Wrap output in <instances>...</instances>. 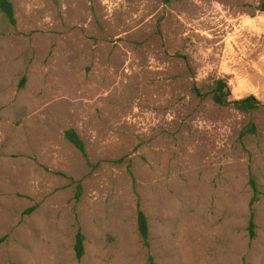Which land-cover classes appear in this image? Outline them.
Listing matches in <instances>:
<instances>
[{
    "label": "rangeland",
    "instance_id": "obj_1",
    "mask_svg": "<svg viewBox=\"0 0 264 264\" xmlns=\"http://www.w3.org/2000/svg\"><path fill=\"white\" fill-rule=\"evenodd\" d=\"M10 1L0 264H264V108L208 95L264 105V0Z\"/></svg>",
    "mask_w": 264,
    "mask_h": 264
},
{
    "label": "trees",
    "instance_id": "obj_2",
    "mask_svg": "<svg viewBox=\"0 0 264 264\" xmlns=\"http://www.w3.org/2000/svg\"><path fill=\"white\" fill-rule=\"evenodd\" d=\"M261 10L264 11V2H262ZM0 12L11 26L14 27L17 25L15 7L10 0H0ZM193 92L198 98H205L210 94L212 96V100L217 105L222 107H232L246 114H250L256 110L264 108V105L254 96H250L241 100L231 101L229 99L230 92L228 89V85L223 80L216 81L208 92V95L203 94V92L197 87L193 88ZM256 133L257 127L253 122H251L244 134L254 135ZM65 139L71 145H73L83 155V157H86L87 153L85 143L74 129H69L66 131ZM251 186L254 193V198L251 203V206H253L258 201L259 191L258 186L254 180L251 181ZM249 224V231L252 237H255L257 228L255 215H252ZM138 229L143 241L146 243L150 236V226L148 218L143 211H139L138 213ZM85 240V236L81 232L76 237L75 254L76 258L79 260L86 255Z\"/></svg>",
    "mask_w": 264,
    "mask_h": 264
},
{
    "label": "bare ground",
    "instance_id": "obj_3",
    "mask_svg": "<svg viewBox=\"0 0 264 264\" xmlns=\"http://www.w3.org/2000/svg\"><path fill=\"white\" fill-rule=\"evenodd\" d=\"M189 12V11H188ZM230 40V39H229Z\"/></svg>",
    "mask_w": 264,
    "mask_h": 264
}]
</instances>
